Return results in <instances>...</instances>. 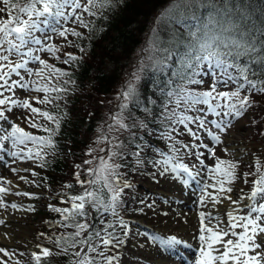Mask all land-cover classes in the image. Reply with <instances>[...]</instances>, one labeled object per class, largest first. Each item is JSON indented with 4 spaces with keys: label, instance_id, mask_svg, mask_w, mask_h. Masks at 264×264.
Returning a JSON list of instances; mask_svg holds the SVG:
<instances>
[{
    "label": "snow or ice",
    "instance_id": "1",
    "mask_svg": "<svg viewBox=\"0 0 264 264\" xmlns=\"http://www.w3.org/2000/svg\"><path fill=\"white\" fill-rule=\"evenodd\" d=\"M112 5L113 0H0V153H6L13 162L39 161L37 166H44L45 157L50 154L46 150L54 147L60 118L33 104L51 105L59 101L61 94L66 95L70 90L68 86L74 83L70 78L65 79L69 77L68 72L49 64L41 58V53L46 52L49 58L61 61L57 55L60 49L52 43L54 37L65 41H68L69 35L83 39L82 33L68 27L69 23L87 30L92 21L86 20L84 14L96 17ZM178 10L183 13L179 20L173 15ZM165 18H169L170 23H182L185 19L195 23L184 25L188 39L174 36L172 44L166 43L165 46L155 39L149 40L148 47L142 49L148 56L141 57L131 73L132 78L117 97L122 96L123 102L119 111L112 114L114 123L108 126V132L130 127L124 122L123 113L137 94L135 84L140 79V72L145 67H151L155 73H166L163 86L159 89L164 95L163 112L159 118L166 129L162 138L169 141L167 152H160V159H145L138 145V150L131 153L135 158L133 167L151 164L159 176L180 172L195 179L190 167L184 163L185 154L195 156L200 169H204V160L201 159L204 152L194 149H205L215 162L206 169L207 179L211 182L203 184L199 205L215 206L226 200L229 210L224 213L226 221L213 212L198 213L195 237L198 249L194 264H264V164L256 158L249 165L252 171L243 173L242 182L247 185L249 177H256L251 180L250 193L245 195L241 189V195L233 199L230 185L237 179L240 161L223 160L217 157L215 150L224 143L220 134H226L233 120L239 119L257 103L252 96L264 95V7L259 25L245 0H177L157 17V22L161 23ZM69 46H72L71 42ZM79 50L84 51L82 47ZM157 52L159 56L155 55ZM64 57L61 62L65 65L80 59L72 53H64ZM146 60L152 61L151 65H147ZM34 64L38 67H30ZM205 77L211 78L206 89L190 87L204 85ZM230 85L235 86L231 91L219 90ZM32 92L42 93L43 96L17 98L19 94ZM16 110H24L28 114L23 115L22 111ZM145 111L148 109L145 108ZM7 114L46 135L25 130L20 123L12 122ZM39 117L54 127L40 123ZM260 134L264 135V132ZM179 135H187L191 141L199 143L182 142L176 139ZM205 136L210 140L211 147L203 142ZM105 141L109 144L106 157L101 155L83 161L85 165L95 162L93 167L83 170L87 178L81 179L80 172L73 173L76 184L83 191L61 193L59 202L68 205L66 207L49 205L50 210L59 214L58 226L72 229L71 232L61 233L54 241L59 249L56 255L72 257L69 264H113L116 257L108 255V252L114 241L115 245L121 243L113 231L115 224L106 217H119L121 195L130 184L122 179L119 171L124 165L115 162L118 155L121 158L125 155L114 150L120 145L109 141L105 134L96 142ZM94 151L90 148L85 154L91 156ZM99 151L103 153L105 149ZM224 151L227 154V146ZM3 158L0 155V160ZM80 167L76 165V168ZM11 171L16 175L19 171L30 169L13 168ZM31 175L36 173L31 172ZM19 179L29 182L25 176ZM184 184L187 185L188 180ZM8 185H12V181L0 177V209H19L17 204L8 205L4 201L3 197L10 194L34 198L32 193H12ZM63 187L72 189L74 186L65 184ZM27 210L34 209L29 206ZM118 222L125 227L122 219ZM0 223L3 221L0 220ZM152 239L158 242L161 249L181 244L188 246L186 241L174 235L167 238L154 236ZM37 249L31 253V264H42V260L53 254L52 249L42 245H37ZM0 254L4 257L13 255L2 247ZM0 264L8 262L0 260ZM14 264L26 262L16 260Z\"/></svg>",
    "mask_w": 264,
    "mask_h": 264
},
{
    "label": "trees",
    "instance_id": "2",
    "mask_svg": "<svg viewBox=\"0 0 264 264\" xmlns=\"http://www.w3.org/2000/svg\"><path fill=\"white\" fill-rule=\"evenodd\" d=\"M176 2L177 0H122V2L113 0V5L105 9L102 15L87 16L86 20L92 23L87 30L79 28L83 39L69 36L68 41L61 39L59 44H56L60 49L57 54L61 57V61L65 58L64 53H72L80 59L69 65L61 61L52 63L68 72L69 77L65 79L70 78L74 83L68 86L70 90L66 95L61 94L62 99L59 101L51 105L36 106L60 118V129L54 137V147L46 150L50 154L45 157L44 166L38 167L37 183L34 184V188L42 190L47 196L43 210L39 211L46 222H54L58 226L59 214L50 210L49 205L68 206L60 204L61 193L77 194L83 191L76 184L73 173L80 172L81 179L87 178L83 170L93 167L95 162L93 165H85L83 161L97 157V153L94 151L91 156L85 153L90 148L97 149L99 143L96 141L100 137L98 134H105L109 141L120 145L114 150L125 154L123 158L118 155L115 162L124 165L119 171L122 179L130 184V187L124 189L121 195L119 217L111 215L106 217L108 221L115 224L113 231L117 238L121 242L125 239V228L121 227L118 221L124 218L123 213L130 208L134 209L135 199L142 190L138 181L148 177L152 171L151 164L133 167L135 158L131 156V153L137 151L139 145L143 150L142 157L160 159L159 153L168 149L169 141L162 138V133L166 129L159 118L163 112L164 100V95L159 89L163 86L162 81L166 78V73H155L151 67H145L140 72L139 81L135 84L137 94L123 113L124 122L130 127L114 129L109 133L108 126L114 123L112 114L119 111V105L123 102L122 96L119 99L117 97L132 78L131 73L138 66L141 57L148 56V53L142 49L148 47L149 40L155 39L161 46H165L166 43L172 44L174 36L179 39H188L184 25H192L195 21L185 19L182 23H170L169 18H165L161 23L157 22V17ZM245 4L259 25L264 0H245ZM200 11L202 12L203 9ZM173 15L179 20L183 13L178 10ZM153 28L156 29L155 32ZM69 42L72 46H69ZM80 47L84 49L83 52L79 50ZM155 55L160 54L157 52ZM151 63L152 61L146 60L147 65ZM195 86L197 85L190 87L195 89ZM145 108L148 111H145ZM251 108H256V104ZM256 113L257 119H254V122L258 123L257 126L262 132L261 126L264 128V120L260 117L262 115L263 118L264 106L260 107ZM38 119L40 123L54 127L44 118ZM133 124L134 127L131 126ZM35 134L46 135L36 130ZM102 144L103 149L106 147L107 154L109 144L107 141ZM76 165L81 167L78 169ZM65 184H72L74 187L66 189L63 187ZM131 215L133 211L128 216ZM123 224H125L124 221ZM50 225L47 223L46 226L51 227ZM97 226L100 227V225ZM71 231L72 229L59 226L56 229L52 227L46 230L47 238L53 243L61 233ZM54 246L56 248L55 243ZM70 260L69 256H58L53 253L42 260V264H69Z\"/></svg>",
    "mask_w": 264,
    "mask_h": 264
},
{
    "label": "rangeland",
    "instance_id": "3",
    "mask_svg": "<svg viewBox=\"0 0 264 264\" xmlns=\"http://www.w3.org/2000/svg\"><path fill=\"white\" fill-rule=\"evenodd\" d=\"M84 18H87L86 13L84 14ZM68 27L75 28L76 31L79 32L80 26L78 24L73 25L69 23ZM71 36V35H69ZM62 38L54 37L52 40L53 44H59V41ZM58 55V54H57ZM41 58L45 59L49 64L56 62L55 58H49L48 53H41ZM30 67L36 68L38 65H30ZM27 79V77H26ZM204 85L195 86V90H204L208 87L211 82L210 77H205ZM235 86L230 85L228 88L220 87V91H231ZM243 96L244 93H241ZM25 96L28 98L40 96L42 97V93H23L19 94L17 98L23 99ZM256 103V108H248L243 116L239 119H235L232 122L230 128H228L226 134L222 133L221 139L224 142L216 147V155L217 157L226 160L235 162L237 159L240 161L239 166L237 168L236 174L237 179L235 183L230 186L233 188V192L231 196L233 199H236L239 195H241V189L245 195L250 193V189L252 187L251 180L255 179V176L249 177V183L245 185L242 182L243 173L251 172L252 168L249 166L256 158L260 159L261 164H264V135L262 136L260 133V128L257 126L258 123L255 124L254 119H257L255 115L258 109L264 106V95L254 94L252 96ZM40 104H33V106H39ZM257 109V110H255ZM22 111L23 115H27L28 113L24 110H16ZM10 117L12 122L20 123L25 130L33 132L35 134V129H31L27 126L26 122L18 121L11 114H7ZM212 119V117H209ZM261 120H264V115L260 117ZM262 122V121H260ZM2 123V122H0ZM255 124V125H253ZM262 132H264V128L261 126ZM180 132L183 133V128L180 129ZM100 137L102 134H98ZM203 135V134H202ZM99 137V138H100ZM176 139L185 142V143H199L191 141V138L187 135H179ZM236 142L234 146L230 147L229 143L231 141ZM204 143L208 144L211 147L210 140L205 136ZM103 146L102 142L99 143L97 149H95L97 156H107L105 152L101 153L99 149ZM225 146L228 148L227 154L224 151ZM10 147V146H9ZM106 151V147H105ZM196 152H204V155L201 157L204 160V169H200L199 161L196 160L195 156L190 153L185 154L184 163H186L191 171L195 175V179H190L183 173L177 172L175 174L169 173L166 176H159L157 174V170L154 169V172L149 175L148 178L145 179L144 182L141 183L143 187L144 193L142 192L139 196L138 202L135 204L137 208V213L140 217L135 218V221H131V224L128 223L126 230L124 233H127V238L125 239L124 245L116 247L113 246L108 255L119 254L115 256L113 264H150L153 259L152 250H150V244L152 243L153 235H174L179 232V218L181 217L180 210L183 208L186 211H189L193 217L191 218L189 224L186 225V229L182 232V235L191 239V237L195 240V246L198 247V242H196L197 235V227L198 220L197 215L199 213V209L197 208L199 205V198L193 195L195 190L191 189L196 186L197 192H199L204 183H210L207 179L206 169L214 165V159L209 158L208 153L205 149H194ZM3 154V161L0 163V177H5L12 181V185H8L11 188L12 193L21 192V193H32L35 194L34 198H29L25 195H7V199L9 201H13L15 204L19 206V209L13 215L15 216L14 224L9 227L12 231L18 232L19 237L12 245L4 248L8 250L10 253H13L10 257H4L0 254V260H7L8 264H14L16 260L21 262H26L29 264L31 262V253L33 251H38L37 245H42L49 249H52L53 253H56L58 250L55 248L52 240L47 238L46 230L47 228L55 227L58 228L57 223L46 222L39 212L43 210L46 202L47 196L44 194L42 190L33 189L34 184L37 183V171L39 161L36 162H26L21 163L19 160L13 162L10 157ZM6 165V166H5ZM195 165V167H192ZM5 166V167H4ZM30 169V171H19L18 174L14 175L11 169ZM199 170V174L196 175ZM4 171V172H2ZM31 172H35L36 175H31ZM2 174V176H1ZM20 176L27 177L28 183L21 181L19 179ZM181 177V178H180ZM188 178L189 186L191 188L181 190L179 188L180 183ZM211 191V189H209ZM196 192V193H197ZM201 195V194H200ZM185 201V202H184ZM184 202L185 205L182 204ZM192 205H191V203ZM243 203V202H242ZM188 204V206H187ZM31 206L34 210H27ZM228 206V207H227ZM219 215L224 214L227 210H229V202L225 204L223 209H219ZM223 211V212H222ZM17 216V218H16ZM51 224V227H47L46 225ZM15 225V226H14ZM194 225V226H193ZM190 226V227H189ZM192 226V227H191ZM0 229H5L4 226H1ZM240 229H237L239 231ZM46 232V233H45ZM43 233L44 235H41ZM2 247V246H0ZM159 249L161 247L158 245ZM183 249H179L181 252ZM184 251H188L187 249ZM23 253L24 255H21ZM196 254H193V250L188 254V259L190 264H194ZM187 258V256H186ZM69 259L72 257L69 255ZM179 259L176 261V264H179ZM181 264V263H180Z\"/></svg>",
    "mask_w": 264,
    "mask_h": 264
},
{
    "label": "bare ground",
    "instance_id": "4",
    "mask_svg": "<svg viewBox=\"0 0 264 264\" xmlns=\"http://www.w3.org/2000/svg\"><path fill=\"white\" fill-rule=\"evenodd\" d=\"M235 143L236 142H234L232 140L229 143V146L232 147V146L235 145ZM1 155H3V154H1ZM0 163H1V161H0ZM2 172H4V171H2ZM1 176H2V174H1ZM179 188L181 190H183L185 188V186L183 184H181V185H179ZM190 196H192V195H190ZM7 198L8 197H6V196L3 197L4 201L6 202V204L10 205V204L14 203L13 201H9ZM184 202H182L183 205H185ZM226 203H228V201L225 200L222 204L215 205V206L209 204V205H207V207L200 206L198 209H199V211H209V212H213L214 214L219 215V213H220L219 209H223L225 207ZM191 205H192V203H191ZM187 206H188V204H187ZM16 211H17V209H12L10 207H7L6 209H0V220L3 221V223H0V227L1 226L5 227V229H0V246H2V248H6V247L10 246L16 240H18L17 238L19 237L18 236L19 235V233H18L19 231L15 232V231H12V229L9 228L12 225V223L14 222V220H15V216L13 214ZM17 212H19V211H17ZM179 215L181 216L179 218L180 222H179V225H178L180 230H179L178 233L174 234V236L186 241L188 246L186 247L185 245L181 244V245H174L171 248L159 249L158 242H154L152 238L154 236H161L163 238H167V236H171V235H167V234H165L164 236L163 235H153L152 238H151L152 243L150 244V250H152L151 251L152 252L151 256H153V259L150 262V264H176V261L178 259H179L181 264H190V262H189L190 259H188V256L186 258V256H184L183 254H181L179 256L177 255V253H176L177 250L182 249V248H186L188 250V251H186V252H188V254L190 253L191 250H193V254H197L198 247H196L194 245L195 244V240L192 237H191V239L190 238L187 239V238H185L182 235V232H184V230L186 229L185 228L186 225H188L190 220H192L191 218L193 217V215H191V213H189V211H186L184 208L182 210H180V214ZM219 216H221L225 221L227 220V218L224 216V214L219 215ZM16 218H17V216H16ZM196 242H198L197 239H196Z\"/></svg>",
    "mask_w": 264,
    "mask_h": 264
}]
</instances>
